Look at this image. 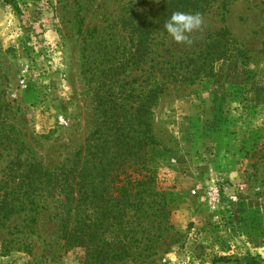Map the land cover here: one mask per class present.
<instances>
[{"label": "rangeland", "instance_id": "374dc122", "mask_svg": "<svg viewBox=\"0 0 264 264\" xmlns=\"http://www.w3.org/2000/svg\"><path fill=\"white\" fill-rule=\"evenodd\" d=\"M127 1L147 7L159 0H0V99L7 106L0 126L21 141L20 163L38 161L50 171L70 165L93 129L103 92L83 65L87 33L96 26L111 39L108 24ZM221 1L211 2L190 46L161 33L153 40L157 56L146 67L169 60L175 48L197 52L222 26L234 56L214 60L193 83H170L159 98L154 131L166 149L150 147L147 158L167 195L169 220L143 263L130 231L127 256L106 264H246L245 255L264 264V0H225V8ZM124 36L116 33L118 41ZM137 75L126 78L121 93L118 81L117 96L136 87ZM65 188L40 190L33 206L0 220V264H98L87 246L65 245L64 225H74L66 224V210H92L69 205ZM108 231V241L121 233L118 226Z\"/></svg>", "mask_w": 264, "mask_h": 264}, {"label": "trees", "instance_id": "16d2710c", "mask_svg": "<svg viewBox=\"0 0 264 264\" xmlns=\"http://www.w3.org/2000/svg\"><path fill=\"white\" fill-rule=\"evenodd\" d=\"M3 1L14 3V0ZM212 1L159 0L147 7L127 1L119 18L108 24L111 39L106 37L104 29L99 33L96 26L88 31L83 65H87L89 79L98 81V88L103 89L97 95L101 96L97 97L99 110L93 129L69 166L63 164L50 171L38 161L20 163L21 141L0 126V150L4 151H0V157H5L0 170V220L8 219L28 204L33 206L40 190L51 192L67 187L69 205L88 204L92 210L82 209L73 214L69 208L66 210V224L70 219L74 223L64 225L62 230L66 246L85 245L95 263L106 264L127 256L126 238L132 231L139 263L154 254V239L160 235L161 224L168 222L171 211L165 191L159 188L156 175L148 166V149L161 146L154 131V107L170 83H193L212 68L214 60L234 56L228 47L229 32L222 26L207 34L209 40L197 52L175 48L169 60L146 65L150 55L157 56L151 48L156 36L169 35L164 24L173 12L204 15ZM145 2L142 0L141 4ZM221 4L225 8V0ZM220 19L224 20V14ZM117 32H126V36L118 41ZM113 44L118 49L112 51ZM175 52L178 55L173 58ZM133 71L138 72L136 87L120 98L116 84L123 81L124 84H119L121 93ZM157 73L160 77L155 76ZM131 97L134 99L129 103ZM4 105L0 99V111L7 107L2 108ZM65 183L69 186H64ZM133 220L135 224L129 227ZM115 226L122 233L121 237V233L115 235L120 243L118 249L113 246L115 239L108 241L106 237L108 229ZM242 260L246 264L258 262L252 255H245Z\"/></svg>", "mask_w": 264, "mask_h": 264}, {"label": "clouds", "instance_id": "9594fccd", "mask_svg": "<svg viewBox=\"0 0 264 264\" xmlns=\"http://www.w3.org/2000/svg\"><path fill=\"white\" fill-rule=\"evenodd\" d=\"M204 17L201 13L175 11L165 22L164 28L177 44L190 46L193 43L191 34L202 29Z\"/></svg>", "mask_w": 264, "mask_h": 264}]
</instances>
